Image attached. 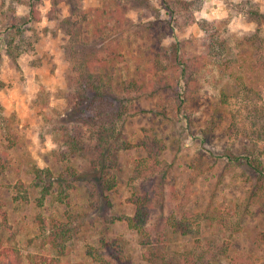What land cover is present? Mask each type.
Masks as SVG:
<instances>
[{
  "label": "rangeland",
  "instance_id": "374dc122",
  "mask_svg": "<svg viewBox=\"0 0 264 264\" xmlns=\"http://www.w3.org/2000/svg\"><path fill=\"white\" fill-rule=\"evenodd\" d=\"M102 7L95 21L89 11ZM215 42L217 54L207 47ZM96 56L111 79L146 87L117 93L121 119L110 100L102 108L131 143L111 169L112 191L97 173L107 153L72 154L64 141L70 127L88 149L97 145L92 126L74 123L92 73L72 71ZM0 115V152L11 162L0 176V221L6 212L5 237L23 255H59L41 223L61 220L72 224L70 262L96 264L88 250L110 246L112 264H264V167L248 163L264 164V0H0ZM154 138L164 145L158 156ZM144 159L149 171L138 176ZM146 194L140 233L118 218L134 216L133 200ZM182 219L193 235L175 232Z\"/></svg>",
  "mask_w": 264,
  "mask_h": 264
},
{
  "label": "trees",
  "instance_id": "16d2710c",
  "mask_svg": "<svg viewBox=\"0 0 264 264\" xmlns=\"http://www.w3.org/2000/svg\"><path fill=\"white\" fill-rule=\"evenodd\" d=\"M69 3L73 5V0H69ZM29 7L30 14L33 12L35 13V6L33 4H29ZM107 12L108 11L105 7L89 11L95 21H100L101 17ZM18 26L21 25L18 24ZM209 26L210 25L207 23H202L201 28L206 33V35L210 34ZM12 28L18 27L16 26V24H13ZM257 38L258 34H255L249 39L254 40ZM207 47L208 49L212 50L214 54L218 53V51L216 50V42L215 44H209ZM96 60L97 61H93L84 58L79 61L77 60V66L73 68L72 71L75 75L79 74L80 77L84 76V71H86V74L92 73L87 76L86 82L83 87L84 91L82 92L81 89L77 98L78 101L75 102L74 123L75 126L77 125V123L82 125L89 124L90 127L92 126L93 130H95V135L97 137V145L95 146V148L88 149L87 142L86 140L84 141L82 139L80 132L77 131L78 129L76 128L74 130V134H72V128L67 126L65 131L66 138L64 141L70 146L72 154L85 155L88 152L96 153V151L101 152V155H103V153L106 155L107 153V156L105 157L106 161L104 165H102V162H100V166L102 165L101 170L97 171V173L101 175V180L105 183L106 190L112 191L118 184V178L116 177V175L111 174V169L116 168L118 166V155L120 151L128 150L129 148H131V143L128 137L124 136V134L122 133L120 128L121 126H118V124L113 121V117L109 121H104L103 119H101V116H103L102 108L103 106H105V103L110 100L111 103L108 102V104H110L111 107H117L115 108V115H118L117 118L121 119L124 116L126 106H121L122 99L121 97L117 96V93L121 91L141 92L145 91L146 87L144 86L145 82L143 80V82H141V80L139 79L119 81L111 79L109 77L110 69L108 67L104 68L106 58L102 56L101 58L96 56ZM94 63H97V65L94 68H91L92 71L88 70V68L93 67ZM140 83H142L143 85ZM4 120L5 118L0 115V128ZM212 125L214 124L212 123ZM118 139L122 141L121 144H117ZM14 143H16V141H13V144ZM143 147L146 150L149 149L148 144H144ZM151 147H155L157 149V152H155L154 155L158 156L164 145L161 140H157L156 138H154V141L150 142V148ZM108 157L109 159H107ZM146 161L147 159H144L139 162L140 166L136 168V173L138 174V176H141L144 172L149 171V166H146L144 164ZM96 163L97 161L94 162V164ZM248 163L249 165L254 167L256 173L262 172V169L264 167L263 162L248 161ZM10 166V160L3 159L2 152H0V176L5 175ZM36 172L39 176H44L45 178L47 176L51 177L53 174L51 170L41 171L40 169H37ZM68 174L73 176L76 175L75 172L72 170L68 171ZM51 188H53L52 183L44 188L42 199L46 198L48 191ZM133 203L136 206V213L134 214V216H121L118 218V220L126 222L128 227L133 231H137L140 233L145 232L144 228L146 227L150 219L151 197H149L148 194L140 196L138 195V197L133 200ZM1 214L2 220L0 221V262L2 264H84L83 262H70L68 260L66 261L63 258V256L67 252L68 245L74 235L72 228H70L72 224L64 223L61 220H53L50 223H41L42 228H44V231H46L45 243L48 244V246L50 247L49 250L56 249L59 255L55 256L50 252L37 254L30 253L27 255H23L20 249L16 246L15 236L10 233L8 237H5V230L9 229L10 225L8 224L6 212H1ZM40 221L43 222L44 219ZM173 227L175 229V232L181 233L183 236L190 235L191 233L193 235V231L195 230V228L190 225L187 219L179 220L178 222L173 224ZM111 242L115 245L117 241ZM102 243L105 242L102 241ZM108 247L103 248L102 246V249L99 252L95 250H88V255L92 257L96 264H112L113 255H115V247ZM165 256L157 254L153 257L156 258L155 260L165 261Z\"/></svg>",
  "mask_w": 264,
  "mask_h": 264
}]
</instances>
